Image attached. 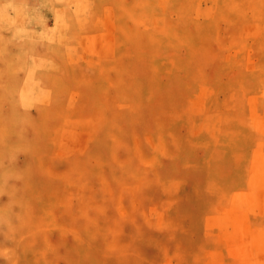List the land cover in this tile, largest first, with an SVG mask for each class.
<instances>
[{
	"label": "rangeland",
	"instance_id": "obj_1",
	"mask_svg": "<svg viewBox=\"0 0 264 264\" xmlns=\"http://www.w3.org/2000/svg\"><path fill=\"white\" fill-rule=\"evenodd\" d=\"M35 1L74 30L30 59L0 264H264V0Z\"/></svg>",
	"mask_w": 264,
	"mask_h": 264
},
{
	"label": "bare ground",
	"instance_id": "obj_2",
	"mask_svg": "<svg viewBox=\"0 0 264 264\" xmlns=\"http://www.w3.org/2000/svg\"><path fill=\"white\" fill-rule=\"evenodd\" d=\"M70 1H75L81 7L85 0H44V4L46 8L56 4L66 7ZM38 2L42 3V0ZM0 4L5 11L14 7L29 23L28 29L23 30L12 28L9 24L0 25V207L6 211V214L2 213L0 208L1 235L14 229L17 223V207L22 206L23 202L17 197L18 186L25 177L24 170L13 169L15 158L8 146H17L34 124L29 115L32 103L30 94L45 80L39 69L32 66L30 59L34 54L40 60L56 58L54 52L58 44L74 29L69 26L64 32L61 27L56 30L49 28L41 21L35 0H0ZM64 19L72 21L74 16L68 13ZM4 103L9 105L5 110L2 108ZM12 129L14 131L10 132L11 135H6ZM10 206L13 208L8 210ZM4 251L1 249V252Z\"/></svg>",
	"mask_w": 264,
	"mask_h": 264
}]
</instances>
